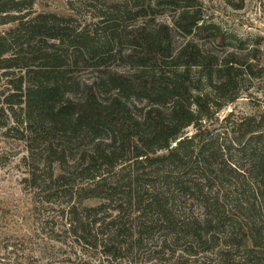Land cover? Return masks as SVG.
<instances>
[{
  "label": "trees",
  "instance_id": "1",
  "mask_svg": "<svg viewBox=\"0 0 264 264\" xmlns=\"http://www.w3.org/2000/svg\"><path fill=\"white\" fill-rule=\"evenodd\" d=\"M194 1L109 0L81 25L35 0H0V127L44 145L42 193L66 201L43 231L76 264H264L263 123L217 115L260 70L253 51L201 43L225 36ZM181 4L157 22V8ZM116 56L134 68H112ZM79 65L98 76L77 78ZM30 181L40 187L36 170ZM7 217L0 200V234ZM22 245L11 238L3 257L23 264Z\"/></svg>",
  "mask_w": 264,
  "mask_h": 264
},
{
  "label": "rangeland",
  "instance_id": "2",
  "mask_svg": "<svg viewBox=\"0 0 264 264\" xmlns=\"http://www.w3.org/2000/svg\"><path fill=\"white\" fill-rule=\"evenodd\" d=\"M144 1L147 0H139V3H145ZM108 3L109 0H74L72 11L67 0H35V8L38 11L75 14L78 22L83 25L82 23L89 22V17L97 7H104ZM194 4V8L200 10L205 22L217 26L225 36L222 46L212 38L203 39L201 43L221 56H225L227 52L245 54L253 51L256 56L252 59L253 69L260 70L258 75H244L240 78L235 87L240 88L239 98L228 103L217 115L224 118L233 111L236 116L254 117L263 123L260 128L264 130V0H195ZM182 6L159 7L154 16L159 23H170L172 16ZM89 28L93 29L94 25ZM173 41L174 47L177 48L183 38L175 34ZM121 49L126 51L128 46L124 45ZM109 65L122 71L134 68L127 59L118 56ZM193 70V74H197V69ZM2 72L3 70H0V102L3 100L1 92L6 88ZM74 74L83 81H90L98 76L99 72L79 65L74 69ZM200 87L209 88L204 80ZM5 120L6 118L0 117V122ZM20 132L7 133L6 128L0 127V200L8 210L4 231L6 233L0 234V264H15L10 256L3 257L7 254L4 253L5 244L13 237L21 240L23 244L20 250L21 258L26 259L23 264H76L79 258L77 259L73 252L68 254L70 249L67 250L60 243L50 240L43 231V221L60 213L66 197L59 194L55 195L52 201H46L42 189L45 188L43 183L48 176L49 167L44 145L41 143L36 147H28L21 140ZM188 132L192 133L193 129L190 127ZM29 148H32V151H29ZM33 170L37 171V184H41L40 187L30 184ZM68 257L72 262L63 261Z\"/></svg>",
  "mask_w": 264,
  "mask_h": 264
}]
</instances>
